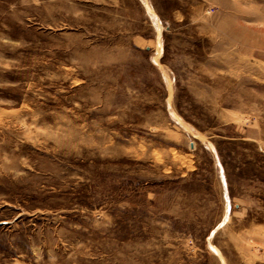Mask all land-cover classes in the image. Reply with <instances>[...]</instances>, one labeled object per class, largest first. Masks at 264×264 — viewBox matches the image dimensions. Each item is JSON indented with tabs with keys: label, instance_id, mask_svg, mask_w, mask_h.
<instances>
[{
	"label": "rangeland",
	"instance_id": "rangeland-1",
	"mask_svg": "<svg viewBox=\"0 0 264 264\" xmlns=\"http://www.w3.org/2000/svg\"><path fill=\"white\" fill-rule=\"evenodd\" d=\"M0 264H264V0H0Z\"/></svg>",
	"mask_w": 264,
	"mask_h": 264
}]
</instances>
